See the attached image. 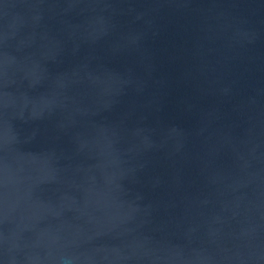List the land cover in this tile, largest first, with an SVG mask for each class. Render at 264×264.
<instances>
[{
	"label": "water",
	"instance_id": "obj_1",
	"mask_svg": "<svg viewBox=\"0 0 264 264\" xmlns=\"http://www.w3.org/2000/svg\"><path fill=\"white\" fill-rule=\"evenodd\" d=\"M0 264H264V0H0Z\"/></svg>",
	"mask_w": 264,
	"mask_h": 264
}]
</instances>
